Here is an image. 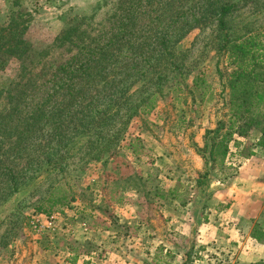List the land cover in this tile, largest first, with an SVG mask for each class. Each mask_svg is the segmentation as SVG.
<instances>
[{"label":"rangeland","instance_id":"obj_1","mask_svg":"<svg viewBox=\"0 0 264 264\" xmlns=\"http://www.w3.org/2000/svg\"><path fill=\"white\" fill-rule=\"evenodd\" d=\"M243 3L230 16V37L264 30V0ZM174 4L0 0V27L20 32L31 45L24 68L10 60L0 69V264H40L49 238L69 243L77 223L127 261L264 264V243L251 236L255 226L264 231V141L258 131L240 137L244 145L232 165L205 174L208 131L228 107L217 69L228 68L217 53L215 26L193 27L189 12ZM163 5L170 19L157 23ZM162 41L173 44L178 69L164 67L155 106L142 113L136 106L155 89L156 76L141 64L144 58L155 62L153 48ZM107 42H125L127 49L98 77L101 83L120 78L125 103L100 128L72 127L118 94L120 86L86 88L84 96H94L86 105L82 98L67 103L56 91L83 63L81 48L99 53ZM25 127L30 131L23 133ZM65 139L71 143L58 167L46 164ZM52 192L66 195L67 205L43 211ZM38 215L43 231L31 225ZM94 246L85 247L106 261Z\"/></svg>","mask_w":264,"mask_h":264},{"label":"trees","instance_id":"obj_2","mask_svg":"<svg viewBox=\"0 0 264 264\" xmlns=\"http://www.w3.org/2000/svg\"><path fill=\"white\" fill-rule=\"evenodd\" d=\"M169 1L175 3L174 5H180L184 11L189 12V19L191 20L189 24L193 27L215 26L219 39L217 53L224 59L228 68L225 73H222L223 71L219 68L217 69L220 78L224 79L222 87L228 96V107L222 118L217 121L215 129L208 131V138L205 142L207 155H204L207 163L205 174L214 167L220 169L229 168L233 163V156L238 154L237 150L244 145V142L239 140L240 137L246 138L253 131H258L260 133L259 140L264 141V30L249 31L237 37L229 36L228 25L231 22L230 16L236 12L239 4L245 0ZM165 6H162L165 8L164 10L161 7L160 16L155 17L157 23L169 18V14H166L169 8ZM152 10L156 11L157 7ZM5 30V28L0 27V69L4 68L10 60L21 62V67L23 66L24 68V59L27 58L26 55H28L31 45L21 39L20 32L15 30L5 32ZM89 48L90 46L80 49L78 53L82 57L83 63L68 71V75L60 80L56 91L62 90L60 95L63 98L68 97L67 103H72L82 98L86 100L85 104L89 105L92 103L94 96L90 92H87L88 94L84 96L83 93H85L86 88L93 87L95 89L97 85L105 88L120 87L116 90L118 94L111 100L105 102L104 105H98L94 109L85 112V120L78 116L77 122L72 123L73 127L82 122L83 130H89L92 126L100 128L108 119L116 118L120 111V106L125 103L121 99L125 96L127 89L125 84L121 83L122 80L120 78L114 79L113 76L109 82L101 83L98 77V74L103 69H106L105 65L113 64V61L126 51V43L107 42L104 47L99 49V53H91L88 50ZM140 49H143V47H140ZM153 49L158 51L155 62L144 58L141 64L145 72L153 73L156 76L154 80L155 89L146 98L140 100L136 106L138 111L142 113L149 112L155 106L156 97L165 78L162 74L164 67L167 65L172 70L178 69V64L174 59L173 44L162 41L159 42V47L156 46ZM144 50L149 51L147 48ZM179 121L182 122L183 119L180 118ZM67 126H63L64 133L68 129ZM59 129L62 131L61 127ZM29 131L30 127H25L22 132L26 133ZM64 142L65 144L60 143L58 145L54 158L48 157L45 160L46 164L52 163L53 168L58 167L57 162L62 159L71 140L66 141L65 139ZM230 143L233 145L231 146ZM4 175H8L12 189L17 190L15 174L8 172ZM67 202L68 198L66 195L52 192L47 197L48 207H41V209L49 211L55 205L65 206ZM251 236L255 240L264 243V231L260 228L253 227Z\"/></svg>","mask_w":264,"mask_h":264},{"label":"crops","instance_id":"obj_3","mask_svg":"<svg viewBox=\"0 0 264 264\" xmlns=\"http://www.w3.org/2000/svg\"><path fill=\"white\" fill-rule=\"evenodd\" d=\"M64 211V213L69 214V211ZM61 220L62 218L60 219V222ZM73 228L74 232H72L70 239L66 238L69 240V243L63 241L65 238L62 237L61 242H55L49 238L48 248L45 251H41L43 259L39 261L40 264H45V261L50 259L55 261L54 264H144L142 261L136 259L133 261H127V258L121 256L113 249L108 248L106 240L99 241V239L97 240L98 237L90 234L91 232H84L80 223H77ZM67 234L69 235V233ZM87 242L96 243L94 249L101 254L103 253L106 257V261L98 259V257L95 256V251L86 249L85 246Z\"/></svg>","mask_w":264,"mask_h":264},{"label":"built area","instance_id":"obj_4","mask_svg":"<svg viewBox=\"0 0 264 264\" xmlns=\"http://www.w3.org/2000/svg\"><path fill=\"white\" fill-rule=\"evenodd\" d=\"M54 218H55L54 214L46 217V220L48 222L47 223L48 226H46V227H49L50 225H52V223H53L52 220ZM31 225H32L33 228L37 229L38 231H43L44 230V226H43V224H41V221H40V215L35 216L33 218V220L31 221ZM84 229L86 230V228H84Z\"/></svg>","mask_w":264,"mask_h":264}]
</instances>
